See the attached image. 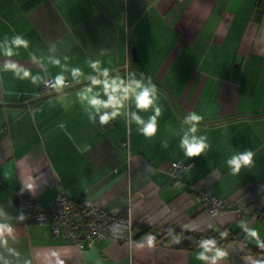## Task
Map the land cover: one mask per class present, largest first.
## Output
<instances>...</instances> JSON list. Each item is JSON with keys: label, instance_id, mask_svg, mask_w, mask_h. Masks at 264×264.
<instances>
[{"label": "crops", "instance_id": "1", "mask_svg": "<svg viewBox=\"0 0 264 264\" xmlns=\"http://www.w3.org/2000/svg\"><path fill=\"white\" fill-rule=\"evenodd\" d=\"M57 76L69 85L39 91ZM93 79L120 85L99 112L87 97L107 102L111 89ZM133 81L154 86L152 106L137 108ZM134 113L156 117L154 135ZM193 125L206 147L188 156ZM246 152L234 172L228 161ZM178 161L191 167L175 177ZM59 192L113 213L130 206L148 232L78 246L17 209ZM201 194L229 208L211 217ZM184 235L216 236L224 255L177 247ZM263 239L264 0H0V264H264L245 251Z\"/></svg>", "mask_w": 264, "mask_h": 264}, {"label": "built area", "instance_id": "2", "mask_svg": "<svg viewBox=\"0 0 264 264\" xmlns=\"http://www.w3.org/2000/svg\"><path fill=\"white\" fill-rule=\"evenodd\" d=\"M63 85L68 86L69 82H64ZM56 87L53 80H46L41 84L39 91L48 93ZM190 167V162L178 161L170 164L169 171L176 177L181 172L189 170ZM196 200L206 206L211 217H216L229 208L228 203L205 194H201ZM17 209L28 224L48 223L51 225L54 237L62 235L78 246H81L82 240L90 242L111 240L131 244L141 231V226L132 220L130 206L123 213H113L91 203L74 200L63 192L56 193L51 204L45 208H40L32 200L21 197L17 202ZM232 240L238 241V237L233 236ZM201 246L202 251L208 255L211 251L217 250L219 242L210 235Z\"/></svg>", "mask_w": 264, "mask_h": 264}, {"label": "clouds", "instance_id": "3", "mask_svg": "<svg viewBox=\"0 0 264 264\" xmlns=\"http://www.w3.org/2000/svg\"><path fill=\"white\" fill-rule=\"evenodd\" d=\"M12 42L13 44L18 45V46L19 45L26 46V43H27L26 41H24L18 36L14 37ZM5 54L11 55L12 54L11 49L6 48ZM10 67L15 68V65H11ZM17 71H20V70L17 69ZM79 71H80L79 69H73L72 70L73 77H77L79 75ZM103 71H104V74L107 75V69H104ZM23 75L24 77H28L30 74L27 71H24ZM32 79L36 80L37 77H32ZM63 82H64L63 76L56 77L57 87L62 86ZM98 83L103 84V89L106 93L108 92L109 89H111V93L109 94V99L107 102L101 101L100 99H97L95 96L87 97L89 103L93 106H96L97 112H99L101 107H106L108 104H111L113 102L115 97L112 94H114L117 91V89L120 87V85L114 79L111 81L105 80L103 82L96 81L95 79H93V84H98ZM132 83L135 84V86L140 89V91L137 92L135 95V101H136L137 108H148L149 106H152L153 96H154V86L147 87L141 84V82L139 81H133ZM90 91H91V88H88L81 95L87 96V93ZM122 91L126 93L127 89H123ZM154 110L156 111L157 114L159 113V108H155ZM110 115L114 117L116 115V112H112L111 114L105 113L104 115H102L100 117L101 123L107 122L110 118ZM189 118L191 120L199 119V117H197L195 114L191 115ZM133 119L138 125H140L138 130L141 133H143L145 136H151L155 134L156 132V117L155 116L150 117L148 121H144L140 116L134 113ZM195 130L196 128L193 125L187 132L184 133V136L181 140V147L184 148L185 154L188 156L199 155L206 147L203 140L197 139L194 135H190V133L195 132ZM251 156H252L251 152H246L244 154L235 155L228 161V163L234 166L233 171L235 172L240 169L242 164H245V165L249 164L251 161ZM251 234L253 236L256 235L255 232H252ZM205 243H208V242H205ZM223 255L224 253L222 251L217 250V257L223 256ZM201 257L203 258V254H201ZM215 258L216 257H214L213 259Z\"/></svg>", "mask_w": 264, "mask_h": 264}, {"label": "trees", "instance_id": "4", "mask_svg": "<svg viewBox=\"0 0 264 264\" xmlns=\"http://www.w3.org/2000/svg\"><path fill=\"white\" fill-rule=\"evenodd\" d=\"M148 232L147 227H141V231L138 234V236ZM215 239L216 236H214ZM207 238V236H195V235H184L182 241L177 245L179 248H185V249H193L197 247L198 245H201L202 242ZM232 240V237L231 239ZM234 241V240H232ZM222 242H219L221 244ZM245 251L249 254L255 255L256 258L260 260H264V239L260 242V244L256 247L245 245Z\"/></svg>", "mask_w": 264, "mask_h": 264}, {"label": "water", "instance_id": "5", "mask_svg": "<svg viewBox=\"0 0 264 264\" xmlns=\"http://www.w3.org/2000/svg\"><path fill=\"white\" fill-rule=\"evenodd\" d=\"M132 58H133L134 61H136V55H135V52H133V51H132ZM49 96H50V95L40 97V98H38V99H36V100H33V101L29 102L28 104H31V103H34V102L40 101V100H42V99H44V98H47V97H49Z\"/></svg>", "mask_w": 264, "mask_h": 264}]
</instances>
